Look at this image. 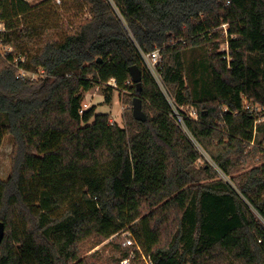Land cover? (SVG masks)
Instances as JSON below:
<instances>
[{
  "label": "trees",
  "instance_id": "trees-1",
  "mask_svg": "<svg viewBox=\"0 0 264 264\" xmlns=\"http://www.w3.org/2000/svg\"><path fill=\"white\" fill-rule=\"evenodd\" d=\"M80 1L89 16L72 25L22 21L29 0H0V148L13 136L11 172L0 177V264H121L137 244L130 264H147L143 255L264 264V137L252 144L255 121L243 109L244 96L264 105V0ZM203 45L214 91L196 99L184 50ZM156 48L163 83L211 162L145 68L142 52ZM96 84L130 90V105L142 98L146 119L132 107L125 126L94 106L81 113L80 90ZM191 105L198 117L182 109ZM125 228L135 245L123 244ZM106 240L120 257L86 255Z\"/></svg>",
  "mask_w": 264,
  "mask_h": 264
},
{
  "label": "rangeland",
  "instance_id": "rangeland-1",
  "mask_svg": "<svg viewBox=\"0 0 264 264\" xmlns=\"http://www.w3.org/2000/svg\"><path fill=\"white\" fill-rule=\"evenodd\" d=\"M30 4L34 6V10L26 15L21 17L22 21L32 20L35 16H40V18L47 17L48 21L52 24H56L57 22L64 20L70 22L72 25L76 24L82 18H86L89 16L88 8L80 1V0H61V3H58L57 0H29ZM3 27V24H0V29ZM66 27V26H65ZM223 28V33L226 37L227 35V24L221 25ZM59 37H62L63 31L59 33ZM0 48L3 49V46L0 44ZM5 49H10L7 47ZM220 51L226 50L227 54L229 49L226 42H222ZM209 54L210 48L206 45L199 46L196 48H187L184 50V61H185V80L186 83L191 88V91L194 97L197 99L198 97L209 98L213 96L214 86H213V76L210 69L209 63ZM227 59L230 60L229 55H227ZM145 68H147L152 76L156 79L160 88L164 92V94L172 99L170 92L167 87L164 85L160 71L156 68H153L146 61L144 62ZM23 70V69H22ZM25 71V70H23ZM26 72V71H25ZM28 77H36L40 78L43 76V71L40 70L37 73L26 72ZM130 90L124 88H116V89H108L105 84H96L90 90H80V96L82 101V106L84 108L95 107L96 113H108L110 116L111 122H117L121 126L126 125L125 115L129 108L132 107L133 104L130 105L126 101V97L130 94ZM110 100H109V99ZM135 98V97H134ZM133 98V100H134ZM192 109L194 108L197 111L195 105H191ZM191 109V110H192ZM190 114H192L190 112ZM198 117V113L196 114ZM94 118L91 119L93 121ZM181 126L184 128L185 132L188 136L196 143L192 135L188 132L183 124L180 121ZM257 141L261 140L264 137V124H260L258 127ZM201 154L208 161L211 162L209 156L205 153V151L196 143ZM13 147V136L5 135L3 139L2 146L0 148V177L6 179L11 172V152ZM200 162H203L202 160ZM213 163V162H212ZM220 177H224L228 179L222 172H218ZM120 237L123 238L124 235H130L131 231L128 228H125L120 231ZM110 240V239H109ZM106 240L92 249L86 252V255H90L94 251L100 250L104 256L114 255L116 257H120L121 253L118 251H113L112 248H104V245L109 241ZM121 264H123L121 262Z\"/></svg>",
  "mask_w": 264,
  "mask_h": 264
},
{
  "label": "built area",
  "instance_id": "built-area-1",
  "mask_svg": "<svg viewBox=\"0 0 264 264\" xmlns=\"http://www.w3.org/2000/svg\"><path fill=\"white\" fill-rule=\"evenodd\" d=\"M57 2L61 3V0H57ZM0 24H3V23H0ZM3 28H4V25H3V27L0 30H2ZM142 57L144 59V62L146 61L153 68H156L157 70L160 71L161 63H162V60H163L160 48H156V49H154V50H152L150 52H146V53L142 52ZM26 72H28V71H26ZM26 72L21 70L20 74L18 76L19 77H25V78L30 79V80H36L37 79L36 77H33V78L32 77H28L27 75H29V74H27ZM107 83L109 85H111V86H117L116 79H114V78L110 79ZM127 83L129 84V83H131V81L128 80ZM167 99L173 105L174 116L177 118V120L179 122L181 121L184 124V117H183L184 115L181 114V112L179 111L177 106L174 104L173 98L170 100V98L167 97ZM86 109L87 108H84L82 106V109L80 110V112L83 113V111L86 110ZM182 109L186 111V114L188 116L196 117L197 112H196V110L194 108L192 109L191 106H187V107L182 108ZM243 109L246 110L249 113V115L254 118L255 127H254V140L252 141V144H255V142L257 141L256 140L257 134L259 132L258 131V127H259L260 124H262L264 122V105L260 104L258 102H254L252 100H249L246 96H244V98H243ZM190 112L192 114H190ZM117 234H119V232ZM259 241L262 242L261 239ZM123 244L125 246H129V245L132 246V245L136 244V241L133 238L132 233H130V235H124ZM136 249H140V246H138V244H137V247L132 249L129 257H125L124 259H122V263L123 264H130L131 263V258H135L136 257V254H135V250ZM143 259L146 261L147 264H153L144 255H143Z\"/></svg>",
  "mask_w": 264,
  "mask_h": 264
},
{
  "label": "water",
  "instance_id": "water-1",
  "mask_svg": "<svg viewBox=\"0 0 264 264\" xmlns=\"http://www.w3.org/2000/svg\"><path fill=\"white\" fill-rule=\"evenodd\" d=\"M101 58H98V61H100ZM131 76L133 81L137 84V87H141V77H142V70L141 68L134 64L130 67ZM133 115L138 120H145L146 119V113L143 110V101L142 98L139 96H136L133 100ZM5 235V226L2 221H0V242L3 240Z\"/></svg>",
  "mask_w": 264,
  "mask_h": 264
}]
</instances>
